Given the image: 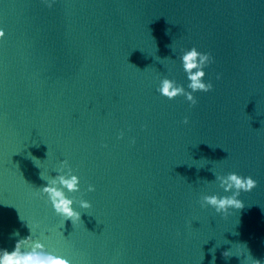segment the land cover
<instances>
[{
    "label": "water",
    "instance_id": "obj_1",
    "mask_svg": "<svg viewBox=\"0 0 264 264\" xmlns=\"http://www.w3.org/2000/svg\"><path fill=\"white\" fill-rule=\"evenodd\" d=\"M0 30V250L31 235L70 264H264V0H0ZM193 46L213 89L190 106L156 89L186 88ZM62 160L91 205L75 224L37 194ZM231 172L257 182L244 207L201 208Z\"/></svg>",
    "mask_w": 264,
    "mask_h": 264
},
{
    "label": "clouds",
    "instance_id": "obj_2",
    "mask_svg": "<svg viewBox=\"0 0 264 264\" xmlns=\"http://www.w3.org/2000/svg\"><path fill=\"white\" fill-rule=\"evenodd\" d=\"M42 2L51 8L54 0H42ZM4 36V31L0 30V38ZM181 52L179 60L188 81L187 90L185 86L178 84L175 80L165 77L159 81L156 91L168 100L183 96L190 106H194L197 103L194 93H207L213 89L211 81L205 82L204 80L206 75L204 69L213 62V58L210 53L200 52L195 46L187 50L182 49ZM217 79H219V75ZM182 123L187 124L188 118L185 117ZM123 135V132H121L117 138L120 139ZM130 143L134 144L135 139L133 138ZM56 172L57 175L48 179L46 186L40 187L37 194L47 197L56 215L62 217L64 221H71V224H75L81 220V213L74 210L73 204L78 203L82 209H88L91 205L83 199L75 201L65 195V191L69 193L78 192L80 183L78 176L72 174V169L67 160L60 162V167ZM214 175L219 187L225 193L230 192L231 194L225 196L202 195L198 202L201 208L210 207L217 214L227 215L229 209H242L244 204L238 197L242 192H250L257 186V182L251 176H240L234 172L226 175ZM40 178L44 180L42 176ZM87 191H94V187L89 185ZM29 231L31 233V229ZM14 235H18V233H14ZM30 242L31 235L18 239L14 249L10 252L0 250V264H70L68 259L45 251L44 246L39 242L32 243L27 250H24V246L29 245ZM222 256L226 259L231 257L228 251L223 252ZM252 264H261V261L252 258Z\"/></svg>",
    "mask_w": 264,
    "mask_h": 264
}]
</instances>
